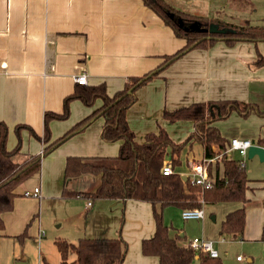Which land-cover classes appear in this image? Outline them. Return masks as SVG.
<instances>
[{
	"label": "crops",
	"instance_id": "0c3cea01",
	"mask_svg": "<svg viewBox=\"0 0 264 264\" xmlns=\"http://www.w3.org/2000/svg\"><path fill=\"white\" fill-rule=\"evenodd\" d=\"M173 6L240 26H264V0H185L184 7ZM185 44L142 0H0V122L9 129L8 150H14L21 142L19 160L43 152L48 144L33 137L30 130L22 129L18 134L16 128L28 126L43 138L45 113H63L64 99L77 86L74 76L86 72L87 86L106 84L108 94L113 96L123 90L128 78L155 69L165 56L175 54ZM257 51L264 53L263 43L239 42L229 47L219 41L208 50H194L181 57L160 78L137 91V102L127 112L136 140L143 143L146 135L158 133L162 127L173 141L184 142L195 130L194 123H170L163 119V114L194 103L239 101L264 111V66L257 65ZM101 105V100L94 107H87L80 100L71 102L68 119L50 122L49 143ZM104 123L103 118L95 120L85 131L43 158L40 172L20 187L22 193L39 188L41 197L23 196L15 200L13 211L2 215L5 228L0 231V243L21 235L34 219H38V228L37 223H33V228L41 237L44 208L49 203L57 207L81 203L83 210L74 209L58 219L57 228L64 224L70 227L67 231L70 236L63 238L71 241L121 237L127 243L123 264H159L158 257L142 253V242L152 238L156 230L151 204L137 200L95 203L63 194L68 157L118 156L122 142L102 139ZM214 126L228 141L225 150L215 148L218 156L226 154L234 159V152L227 150L236 138L264 148V117L256 111L247 118L234 111L227 120ZM179 159L181 164L173 168L174 173L191 178L190 164L203 161L204 148L197 142L189 143ZM259 160L258 156L251 158L249 168L248 162L241 160L249 179L245 231L241 240L237 238L234 242L241 245L264 243V166H260ZM165 163L171 165V160ZM258 167L263 170H256ZM209 174L215 180L223 177V162L211 164ZM100 184V175H84L67 187L73 192L94 193ZM243 205L206 204L204 218L184 220L187 222L184 226L180 223L183 219L180 209L166 212L169 209L166 208L163 216L179 246L188 247L192 239L205 237L214 241L217 248L233 243L220 236L221 226L228 214ZM89 230L91 234L87 235ZM238 257V263L245 261L244 257L241 261ZM47 261L41 255L40 264H49ZM18 262L28 264L19 257L10 259L8 264ZM195 263L199 264L198 259ZM248 263L253 264L254 257H248Z\"/></svg>",
	"mask_w": 264,
	"mask_h": 264
},
{
	"label": "trees",
	"instance_id": "16d2710c",
	"mask_svg": "<svg viewBox=\"0 0 264 264\" xmlns=\"http://www.w3.org/2000/svg\"><path fill=\"white\" fill-rule=\"evenodd\" d=\"M174 34L186 41L183 48L175 54L164 57L155 68L142 76L128 78L123 90L110 96L106 84L96 86L77 85L73 94L63 101L62 114L45 113V134L41 138L28 126H17L20 130L28 129L31 135L43 141L47 146L38 155H30L24 160L16 161L21 151V142L9 151L7 141L9 129L0 122V231L5 228L2 215L14 209L15 199L21 194L19 188L29 179L37 175L44 157L50 155L65 142L85 131L95 120H105L102 139L106 142H122L117 157H76L67 158L64 174V196L70 198L83 197L89 201H127L137 200L152 205L156 223L155 234L142 242V253L145 256L158 257L159 264H223L221 258H211L207 254L198 253L188 247H181L170 235V227L166 225L163 210L177 208L181 211L201 209L204 205L226 202L243 203V207L226 217L222 223L220 235L234 239L242 236L246 225L247 197L249 179L245 164L223 154L224 175L215 180L211 189H203L191 184L190 178L178 174L164 175L162 167L166 160H171L172 168L179 166V156L183 148L192 142L204 148V158L210 159L225 150L228 141L214 126L218 121L228 119L236 111L247 118L252 111L264 117V111L253 104L239 101H211L194 103L173 111L166 110L163 119L170 123L191 121L195 130L182 143L172 140L168 132L160 127L158 133L146 135L145 141L139 143L127 120L128 110L137 102V91L162 74L177 60L194 50H208L222 41L231 47L239 42L263 43L264 26H240L237 24L210 19L180 10L166 0H142ZM199 29H192L193 25ZM211 24L234 32L212 34ZM186 28H190L187 30ZM257 65L264 66V53L257 51ZM80 100L87 107H94L101 100L102 105L91 115L75 124L56 141H51L49 124L53 120H66L70 115V104ZM84 175L101 176V184L94 193H80L68 190V183ZM23 195V194H22ZM124 216L122 218V225ZM26 233L20 238L24 239ZM60 255V264H123L127 243L123 238H81L74 244L65 239L55 242ZM75 255L76 259L71 260Z\"/></svg>",
	"mask_w": 264,
	"mask_h": 264
},
{
	"label": "rangeland",
	"instance_id": "374dc122",
	"mask_svg": "<svg viewBox=\"0 0 264 264\" xmlns=\"http://www.w3.org/2000/svg\"><path fill=\"white\" fill-rule=\"evenodd\" d=\"M167 2H172L173 5L181 8L184 7V1L185 0H166ZM227 120V119H226ZM49 156V155H48ZM47 156V157H48ZM234 159L236 160H246L248 162V168L251 163V159L248 158H242L238 152H234ZM256 160H258L257 157H255ZM16 161L19 160V156L15 158ZM260 162V166H264V163ZM256 170H263L262 168L258 167ZM264 171V170H263ZM248 176V174H247ZM34 178V177H33ZM18 193L21 195L17 198H22L23 193L20 191V188L18 190ZM16 198V199H17ZM25 198V197H23ZM15 199V200H16ZM74 199V198H71ZM81 202V201H80ZM99 201H96L95 203H98ZM15 204V202H14ZM73 206H63V207H57L52 206L50 203L49 205H46L44 208V214L45 218L42 216V223L44 225L41 227V237H38V233L36 229L33 227V223H37L38 228V219H34L33 223L32 221L29 222L25 228L23 229V234L26 233V237L24 239H21L20 236L14 237L13 240H4L0 243V264H3V261L9 263V260L13 259L14 257H19L21 259L27 260L28 264H40L41 262V255H44L47 258V262L49 264H60V255L59 251L57 249V246L55 244L56 240L58 239H65L69 241L66 238H63L64 236H70L67 231L70 229L67 224H64L62 228H57V225L60 224L58 219H62L64 216H68L74 209H77L79 212L80 210H83V205L81 203L79 205L72 204ZM172 210L177 211V209L169 208L166 212H173ZM117 218V216H116ZM169 222V221H168ZM181 226H184L187 224L183 219H180ZM84 224H86V221H84ZM88 233V232H87ZM81 235H85L84 233H80ZM91 232L89 230V233L87 235H90ZM221 236V235H220ZM223 239L226 240V242H233V243H226L223 245L218 246V251L221 254V260L223 264H249L248 263V257H254V263L253 264H264V243H244L245 245H241L239 241L238 244L234 243L236 242L234 238L230 236H221ZM241 237H238V239L241 240ZM86 238V237H85ZM79 240H76L75 238L69 242L76 244ZM242 256L245 258V261L243 263H238L236 260L237 256ZM75 255L71 258V260H75ZM16 262V260H15ZM198 264V263H195Z\"/></svg>",
	"mask_w": 264,
	"mask_h": 264
},
{
	"label": "built area",
	"instance_id": "2783aa9c",
	"mask_svg": "<svg viewBox=\"0 0 264 264\" xmlns=\"http://www.w3.org/2000/svg\"><path fill=\"white\" fill-rule=\"evenodd\" d=\"M74 81L77 85L87 86L88 85V74L83 72L74 76ZM254 145L250 140H242V139H232L230 146L227 151L238 152L241 157H247L248 151L250 147ZM223 155H217L210 159H203L201 162H195L190 164L191 168V184L195 186H200L203 189H211L215 184V179L211 178L209 174V167L211 164L216 162H223ZM244 163V162H243ZM162 173L164 175H172L174 174V170L170 164L164 163L162 167ZM24 197H41V190L39 188L34 189V191H25L23 193ZM91 203H89V206ZM205 216L203 208L194 209V210H184L182 211V218L185 221L189 220H200ZM188 248L198 252L207 254L211 258H219L220 254L217 248L215 247L214 241L205 238L198 237L194 238L189 242ZM239 261L243 259V257L237 258Z\"/></svg>",
	"mask_w": 264,
	"mask_h": 264
},
{
	"label": "water",
	"instance_id": "95a60500",
	"mask_svg": "<svg viewBox=\"0 0 264 264\" xmlns=\"http://www.w3.org/2000/svg\"><path fill=\"white\" fill-rule=\"evenodd\" d=\"M191 28L199 29V26L196 24V25H193ZM186 29L189 30L190 28H186ZM209 32L212 34H226V33L234 32V31L231 29L220 28L219 25L217 24H211L209 27ZM254 156H258L260 161L264 162V148L258 145H252L248 151V158L251 159ZM184 180L186 181V177H184ZM17 264H25V263L18 262Z\"/></svg>",
	"mask_w": 264,
	"mask_h": 264
}]
</instances>
